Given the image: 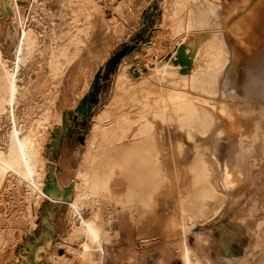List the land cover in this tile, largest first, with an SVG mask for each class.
<instances>
[{"label": "bare ground", "instance_id": "bare-ground-1", "mask_svg": "<svg viewBox=\"0 0 264 264\" xmlns=\"http://www.w3.org/2000/svg\"><path fill=\"white\" fill-rule=\"evenodd\" d=\"M222 1L165 0L153 49L159 53L165 44L174 49L168 52L169 56L150 65L147 72L133 66L129 70L130 61L124 59L115 77L114 113L107 116L106 112L104 116L111 117L112 126L123 125L133 142L146 139L149 143L145 167L148 178L139 185L141 194L147 193L146 199L139 211L130 213L129 223L147 227L156 220L161 223V231L177 234V252L182 264H248L230 251L224 240L213 237L211 231L207 238L200 232L243 196L235 151L242 139L257 128L264 129V120L253 119V109L249 106L234 109L225 102L230 94L237 95L238 85L234 80L237 64L252 44L242 54L227 45ZM30 7V2L0 0V9H10L14 14L11 32L17 50L15 53L14 48L10 62L0 50V118L3 116L5 120L4 131L0 133V221L3 223L0 246L7 243L12 229L22 224L32 227L33 206L49 201L65 205L71 216L70 231L59 239L60 248L71 258L58 256L49 264H106V244L117 236V231L107 229L101 210L95 207L90 216L84 217L82 208L85 202L96 206L101 194L106 192L112 169L105 168L107 163L96 164V159L105 155L104 141L109 131L102 128L101 140L95 137L88 140L83 163L75 167L71 177L70 198L55 199L44 189L49 168L45 159L55 163L56 156L43 155L42 137L54 113L50 105L33 103L31 94L43 87L44 67L49 73L60 69L59 58L81 42L80 34L87 27L84 20L98 8L94 0H45L43 11L51 28L39 40L36 31L26 26ZM34 51H39L42 62L31 92L29 86L17 84V69ZM125 105L131 109L127 111ZM54 133L58 135L60 130L54 128L51 137ZM62 138L59 137L57 146ZM161 196H169L173 201H161ZM15 211L21 213L12 219ZM242 212L243 209L239 210L232 220L240 222ZM194 228L198 230L192 231ZM191 232L195 233L194 246L189 244ZM19 257L6 264L17 263ZM250 263L264 264V254Z\"/></svg>", "mask_w": 264, "mask_h": 264}, {"label": "rangeland", "instance_id": "rangeland-1", "mask_svg": "<svg viewBox=\"0 0 264 264\" xmlns=\"http://www.w3.org/2000/svg\"><path fill=\"white\" fill-rule=\"evenodd\" d=\"M94 1L98 9L91 14L92 18L84 20L87 31L84 30L80 34L81 42L66 56L59 58L61 62L59 70L49 73L46 67L42 69L45 75L42 90L33 92L31 89L41 67L42 57L39 51L29 55L17 69V84L29 86V90L33 92L31 94L34 95L32 102L38 101L40 104L50 105L54 113L49 119L46 134L42 135L45 145L43 155L46 158L56 156L55 163L45 159L49 165L45 173L47 187L51 185L58 189L60 199L70 198L73 194L71 177L75 167L83 163L82 155L87 149V142L92 137L101 140L100 131L105 128L109 131L108 138L104 141L105 155L97 158L96 164H111V167L107 164L105 166L107 170L112 169L108 176L109 182L106 192H101L103 195L101 194L97 200V205L92 206L89 202H85L82 214L88 217L96 207L98 211L101 210L107 229L117 231V236L106 244L108 252L106 264H182L177 252L179 238L177 234L166 233L165 229L161 231V223L156 220L147 227L137 222L134 225L129 223L130 213L139 211L146 199L147 193L141 194L139 185L141 181L145 184L148 178L145 169L148 141L142 139L133 142L128 131L125 132L122 128L123 125L112 126L114 124L110 122L111 117L104 118L106 112L107 116L114 113L112 106H114L115 77L124 59L130 61L129 70L133 66L147 72L150 65L169 56L168 52L174 49L171 46L169 49L166 44L159 48V53L153 49L154 39L160 30L161 8L165 0ZM19 2L24 4L30 2L32 7L28 12L26 26L36 31L40 40L43 33L51 28L50 23L45 20L43 11L45 0H19ZM222 3L223 34L227 45L232 49L245 39L247 47L252 44L253 49L256 45L255 38L249 40L245 37L252 19L261 17L264 27V0H223ZM0 12V50L3 57L10 62L17 53L15 38L12 37L11 32L14 14L10 9L4 11L0 9ZM124 46H134L132 54L120 59L114 73L101 83L98 101L91 105L89 115L81 119L74 130L66 155L64 151L58 155L60 145L54 147L51 145V142L56 140L54 136L51 137L53 129L58 128L60 130L58 135L62 136L64 123L71 124L66 111L74 110L82 96L90 90L97 70L99 68L104 70L108 60ZM14 48L15 53H13ZM243 49L236 51L241 53ZM235 82L238 85L237 95L230 94L225 102L234 109L242 105L249 106L253 109V119L264 120V36L256 49L238 63ZM159 87L156 86L158 90L161 88ZM19 108H23L22 104ZM125 108L127 111L131 109L128 105H125ZM4 126L5 120L2 116L1 134ZM63 136L65 138L66 135ZM235 157V166L241 175L239 187L244 188L243 196L233 206H227L218 219L203 226L200 232L207 238L211 231L213 237L224 240L226 246L236 256L243 257L244 261L251 264L250 262L258 255L264 254V129L257 128L248 138L242 139L238 150L235 151ZM60 185H63L64 190ZM167 197L169 196H161L160 200L173 201ZM14 204L18 205V202L15 201ZM241 209H243L241 220L236 223L232 218ZM20 213V211L13 212L14 216L12 215L11 218H18ZM32 213L35 224L32 227L22 224L12 229L7 243L0 246V264H6L19 255V261L15 264H49L52 259L59 258L58 256H62V259L71 258L59 244L60 237L66 236L70 231L71 216L66 206L44 201L39 206H33ZM2 225L0 221V226ZM197 230L198 228H194L192 231ZM194 232L188 235L191 246L195 245Z\"/></svg>", "mask_w": 264, "mask_h": 264}, {"label": "water", "instance_id": "water-1", "mask_svg": "<svg viewBox=\"0 0 264 264\" xmlns=\"http://www.w3.org/2000/svg\"><path fill=\"white\" fill-rule=\"evenodd\" d=\"M134 46H124L121 49L117 50L115 54L110 58L103 70V68H99L97 72L93 76L92 84L90 90L82 96L79 100L78 104L74 107V110H67L66 114L68 115L71 124L64 123L62 127V136L66 135L67 132L75 129L81 119L88 116L90 113V108L92 104L97 103L98 96L101 91V83L106 81L111 73H114L116 66L118 65L120 59L132 52ZM53 136L55 137V142L52 141L51 145H58L59 135L54 133ZM45 193L55 199H58L60 196L59 191L56 188H53L49 185L47 188L44 189Z\"/></svg>", "mask_w": 264, "mask_h": 264}, {"label": "crops", "instance_id": "crops-1", "mask_svg": "<svg viewBox=\"0 0 264 264\" xmlns=\"http://www.w3.org/2000/svg\"><path fill=\"white\" fill-rule=\"evenodd\" d=\"M261 27H262V19H261V17L254 18V19L251 20V24H250V26L248 28V31L246 33V37L245 38H249V40L255 38L256 45L254 46V48L252 50L247 51L248 53L246 52L245 53L246 55L244 57H241L239 62H241L246 56H248L250 53H252L256 49V47L259 45V35H260ZM245 47H247V44H246L245 39H243L241 44L235 45L232 49L233 50H239V49L245 48ZM235 78H237V68H236V75L234 77V80H235ZM74 130H76V128L71 130V131H69V132H67L65 138L64 139L62 138L60 140V146H59V149H58V155L61 154L62 151H64V153L66 155L67 146H68L69 142H71V140H72V136H73ZM58 184H59V181H58ZM60 187L62 188V190H64L63 185H60Z\"/></svg>", "mask_w": 264, "mask_h": 264}, {"label": "flooded vegetation", "instance_id": "flooded-vegetation-1", "mask_svg": "<svg viewBox=\"0 0 264 264\" xmlns=\"http://www.w3.org/2000/svg\"><path fill=\"white\" fill-rule=\"evenodd\" d=\"M262 28H264V27H261V29H260L259 43H260V41L262 39V36H264V30H262Z\"/></svg>", "mask_w": 264, "mask_h": 264}]
</instances>
